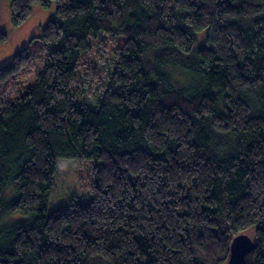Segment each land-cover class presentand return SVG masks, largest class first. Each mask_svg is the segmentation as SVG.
Wrapping results in <instances>:
<instances>
[{
	"label": "trees",
	"instance_id": "obj_1",
	"mask_svg": "<svg viewBox=\"0 0 264 264\" xmlns=\"http://www.w3.org/2000/svg\"><path fill=\"white\" fill-rule=\"evenodd\" d=\"M51 2L0 66V264H226L247 229L264 264V0H8L11 24ZM74 158L88 201L61 208Z\"/></svg>",
	"mask_w": 264,
	"mask_h": 264
},
{
	"label": "rangeland",
	"instance_id": "obj_2",
	"mask_svg": "<svg viewBox=\"0 0 264 264\" xmlns=\"http://www.w3.org/2000/svg\"><path fill=\"white\" fill-rule=\"evenodd\" d=\"M55 5L53 2L47 8H42L38 5H33L31 14L29 17L19 25H12L10 22L8 11V0H0V32H4L7 39L0 43V66L7 64L13 55L12 53L18 51L22 47L28 44L30 37L35 34H39L41 25L50 18L54 13ZM204 32H198L197 45L202 44ZM123 37L119 39L106 38L104 43L107 47V52L104 54L105 59L113 52L115 46L121 43ZM90 53L100 54L98 45L93 44V40L90 41ZM100 57V56H99ZM102 62L101 58L96 62ZM105 63V61H104ZM177 73L173 80L181 85L178 80ZM81 100V98H79ZM86 102L88 100L86 99ZM91 106L95 104H89ZM93 161L86 159L74 158V159H58L56 171L53 177V188L51 193V201L54 205L61 208L67 207L69 204H85L88 201V191L91 184V175L89 172L90 164ZM60 209V208H58ZM57 209V210H58ZM49 213H57L58 211L49 208ZM18 220L23 218V215L17 214ZM15 217L9 216L6 220H11ZM245 233L252 234V229L245 230ZM247 258V257H246Z\"/></svg>",
	"mask_w": 264,
	"mask_h": 264
},
{
	"label": "water",
	"instance_id": "obj_3",
	"mask_svg": "<svg viewBox=\"0 0 264 264\" xmlns=\"http://www.w3.org/2000/svg\"><path fill=\"white\" fill-rule=\"evenodd\" d=\"M254 246V241L246 233L235 235L229 244L226 264H246L245 258Z\"/></svg>",
	"mask_w": 264,
	"mask_h": 264
},
{
	"label": "bare ground",
	"instance_id": "obj_4",
	"mask_svg": "<svg viewBox=\"0 0 264 264\" xmlns=\"http://www.w3.org/2000/svg\"><path fill=\"white\" fill-rule=\"evenodd\" d=\"M245 261H246V258H245Z\"/></svg>",
	"mask_w": 264,
	"mask_h": 264
}]
</instances>
